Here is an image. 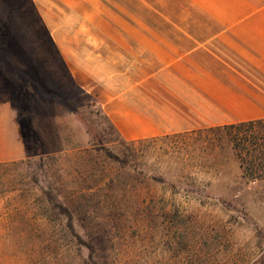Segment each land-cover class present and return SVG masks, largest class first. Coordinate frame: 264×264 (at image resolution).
Masks as SVG:
<instances>
[{
  "label": "rangeland",
  "instance_id": "rangeland-1",
  "mask_svg": "<svg viewBox=\"0 0 264 264\" xmlns=\"http://www.w3.org/2000/svg\"><path fill=\"white\" fill-rule=\"evenodd\" d=\"M123 6L139 26L180 10L179 0ZM27 10L21 34L0 37V99L43 155L0 166V264H264V180L246 181L228 154L203 168L141 159Z\"/></svg>",
  "mask_w": 264,
  "mask_h": 264
},
{
  "label": "crops",
  "instance_id": "crops-1",
  "mask_svg": "<svg viewBox=\"0 0 264 264\" xmlns=\"http://www.w3.org/2000/svg\"><path fill=\"white\" fill-rule=\"evenodd\" d=\"M28 1L0 0V35L21 34ZM129 1L30 0L124 140L264 118V0H179L147 26ZM25 154L17 111L0 99V163Z\"/></svg>",
  "mask_w": 264,
  "mask_h": 264
},
{
  "label": "trees",
  "instance_id": "trees-1",
  "mask_svg": "<svg viewBox=\"0 0 264 264\" xmlns=\"http://www.w3.org/2000/svg\"><path fill=\"white\" fill-rule=\"evenodd\" d=\"M31 6L33 8L32 4ZM35 15L44 28L51 45L57 51L47 28L36 13ZM5 36L6 35H0L2 39H4L3 37ZM0 66H2L1 63ZM5 68L6 67H3V70ZM66 71L72 79L67 68ZM19 74L26 79L30 78L28 74ZM5 75L10 79H15L16 76L6 71ZM19 114L22 117V114H24V107L21 106ZM21 135L26 148V156L30 157L33 154L43 155L42 151H36L35 153L28 151L27 136L22 130ZM124 142L132 146L136 151H140L139 156L141 159L152 156L155 159L173 160L181 165L191 164V166L199 168L206 166L211 167L216 164L221 165L217 160L223 155L228 154L236 161L241 171V176L246 181L254 182L264 180V118L136 140H124ZM36 144L39 145L38 140ZM4 165L5 162L0 163V166ZM184 174L185 173H182L180 177L188 178L190 176V174ZM149 178L157 181L161 177L158 175H151ZM191 186V188H193L195 184ZM191 188L184 189L187 195H192L195 191ZM91 264H98V262L91 260Z\"/></svg>",
  "mask_w": 264,
  "mask_h": 264
}]
</instances>
